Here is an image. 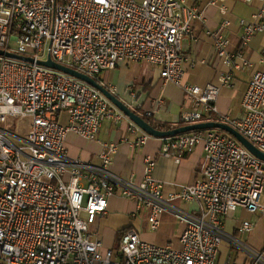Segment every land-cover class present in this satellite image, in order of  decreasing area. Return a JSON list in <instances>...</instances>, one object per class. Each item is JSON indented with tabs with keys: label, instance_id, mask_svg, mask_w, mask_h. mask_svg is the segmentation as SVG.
<instances>
[{
	"label": "built area",
	"instance_id": "obj_1",
	"mask_svg": "<svg viewBox=\"0 0 264 264\" xmlns=\"http://www.w3.org/2000/svg\"><path fill=\"white\" fill-rule=\"evenodd\" d=\"M199 17V9L183 0H0V50L34 59L0 56V264H219L223 242L231 245L226 264H243L235 259L237 251L250 264H264V250H253L224 227L237 209L249 216L262 210L263 160L227 133L203 130L161 139L162 155L176 163L199 144L205 153L202 180L173 185L166 196L164 183L151 175L155 163L150 157L144 159L145 176L138 184L110 171L114 143L104 145L101 166L85 173L84 165L67 155V135L96 140L105 119H128L97 89L37 63L49 56L95 80L120 63L157 67L162 81L180 87L192 104L181 116L183 125L227 124L264 153V72L252 74L243 113L235 119L216 107L220 87L230 84L229 73L219 75L218 86L182 82L181 41ZM229 24L223 21L210 35L217 57L238 68L241 54L228 53L229 42L221 34ZM240 25L241 48L254 33L264 31L256 22ZM63 112L65 125L59 118ZM10 118L30 119L25 138L8 129ZM130 124L129 132L140 134L134 146L144 145L150 136ZM111 196L131 198L134 217L145 212L151 232L160 228L165 212L173 213L185 224L178 246L149 243L135 227L121 237L117 249L91 239L82 213L105 216ZM174 202H196L197 214L178 209ZM254 226L242 219L238 230L248 235Z\"/></svg>",
	"mask_w": 264,
	"mask_h": 264
},
{
	"label": "crops",
	"instance_id": "obj_2",
	"mask_svg": "<svg viewBox=\"0 0 264 264\" xmlns=\"http://www.w3.org/2000/svg\"><path fill=\"white\" fill-rule=\"evenodd\" d=\"M183 1L187 6L198 8L200 17L195 20L192 33L181 41L182 82L185 85L198 87L218 86L219 75L229 73L230 84L220 87L216 107L219 114L230 119L238 118L243 113L242 99L252 74L264 72V31L254 33L248 45L241 48L242 26L240 22L247 24L256 22L264 26V2L254 0L248 3L245 0H223L218 5H213L209 3L210 0ZM261 10H263V14L259 18L258 14ZM225 20L230 24L222 29L221 34L229 42L226 48L227 52L241 54L238 68H229L215 54L210 34L217 31ZM242 62H245V65ZM99 77L102 84L111 89L117 98L136 109L138 113L151 112L152 115L148 118L155 122L177 125L181 122V116L193 109L191 102L185 98L180 87L164 83L160 78L159 69L146 63H120L115 69L104 71ZM132 93L134 96L131 95ZM23 120L28 122V130L30 119ZM130 123L129 120L105 119L96 140L92 141L73 133L68 134L65 148L69 159L80 161L85 167L84 172L88 173L90 169L101 166L99 154L104 150V145L114 143L117 150L112 155L109 169L125 181L138 184L144 179V159L146 157L154 160L155 165L151 175L164 183L163 194L165 196L175 189L173 185H188L202 180L200 167L205 156L202 144L183 155L180 162L176 163L172 157L167 158L162 155L163 141L160 138L150 137L144 145L135 147L134 143L140 134L129 132ZM261 205L262 210L255 216H249L241 209H237L236 212L240 211L241 219L252 220L256 226L264 218V196L261 199ZM174 206L184 212L197 214L198 204L196 202H174ZM135 208L136 203L133 200L111 196L108 198L105 216L82 213L83 219L88 223L90 238L101 241L104 248H114L117 233L123 229L135 227L143 240L154 243L155 232L149 230L148 224L145 230L142 229V219L134 217ZM172 218L177 219L178 217L171 212H165L162 216V223L169 222ZM179 222L181 229L178 234L180 236L185 224L181 220ZM224 223L228 234L235 238L236 235L242 234L238 230L239 222H235L231 218ZM255 226L250 233L254 231ZM230 248L231 245L226 242L221 244L217 257L219 264H226ZM262 250L264 247L255 251ZM239 254L243 256L240 263H251L247 255L240 251L236 252V260Z\"/></svg>",
	"mask_w": 264,
	"mask_h": 264
},
{
	"label": "water",
	"instance_id": "obj_3",
	"mask_svg": "<svg viewBox=\"0 0 264 264\" xmlns=\"http://www.w3.org/2000/svg\"><path fill=\"white\" fill-rule=\"evenodd\" d=\"M0 56L10 57V58H14V59H18V60L26 61V62L34 61L33 58L16 55V54L6 52L3 50H0ZM37 63L41 66L54 69L57 71H61L65 74L75 77L87 83L88 85L92 86L93 88L97 89L111 104H113L119 111H121L131 123H133L135 126H137L139 129H141L144 133H146L150 137L164 139L168 137H175V136L182 135L184 133H188L192 131L219 130V131H222L232 136L236 141H238L242 146H244L255 157L264 161V153L258 150L245 137H243L240 133H238L235 129H233L227 124L220 123V122H214V121H208V122H201V123H195V124L181 125V126H178L170 130L159 131V130L154 129L148 122H146L142 118V116L136 113L135 112L137 111L136 109L131 108L125 102L117 98L105 86H103L100 82H98L94 78L86 74L80 73L76 70H73L71 68L57 64L49 56L46 58V60H42V61L38 60Z\"/></svg>",
	"mask_w": 264,
	"mask_h": 264
},
{
	"label": "rangeland",
	"instance_id": "obj_4",
	"mask_svg": "<svg viewBox=\"0 0 264 264\" xmlns=\"http://www.w3.org/2000/svg\"><path fill=\"white\" fill-rule=\"evenodd\" d=\"M11 47L14 48L15 44L12 43ZM44 57H47V53L44 54ZM100 80V77H98ZM66 119H67V115L65 112L61 113L60 115V123L62 125L66 124ZM27 124L28 122H26L25 120H17V119H13L10 118L8 120V129H10L12 131V133L14 134H20V136L22 138L26 137V133H27ZM3 125L0 124V127H2ZM14 129V130H12ZM125 199H129L132 200L131 198H125ZM145 212L142 213L141 216V221L143 223L142 229L145 230L146 228V217H145ZM232 220L235 222H239L242 220L241 216H240V211L236 212L233 216H232ZM180 220L177 218H172L170 219L169 222H163L161 228H159L160 230L155 232V236L156 239L154 241V243L156 245L159 246H164L166 244H171L173 247H177L178 246V239L180 238L179 236V230L181 229V226L179 225ZM176 233V234H175ZM236 240L242 242V243H246L248 244L251 248L255 249V250H260L264 247V218H262L255 226V229L252 233L246 235V234H238L236 235ZM153 243V244H154ZM116 247V244H115ZM242 254L237 255V261L239 262L240 259L242 258ZM249 260V259H248Z\"/></svg>",
	"mask_w": 264,
	"mask_h": 264
},
{
	"label": "trees",
	"instance_id": "obj_5",
	"mask_svg": "<svg viewBox=\"0 0 264 264\" xmlns=\"http://www.w3.org/2000/svg\"><path fill=\"white\" fill-rule=\"evenodd\" d=\"M98 82H101V80H97ZM107 89H108V87L107 86H105ZM136 113H138V111H135ZM140 116H142V118L146 121V122H148L154 129H156V130H159V131H166V130H170V129H173V128H176V127H178V126H181V125H183L181 122L179 123V124H177V125H168V124H163V123H159V122H155V121H153L152 119H150V118H148V117H146V116H144V115H142V114H140V113H138ZM130 228H127V229H123V230H121V231H119L118 233H117V241H116V247H114V249H117L118 248V246H119V242H120V239H121V237L129 230Z\"/></svg>",
	"mask_w": 264,
	"mask_h": 264
}]
</instances>
